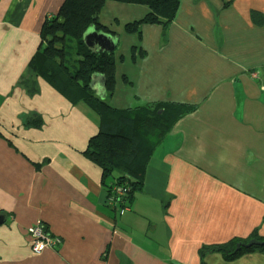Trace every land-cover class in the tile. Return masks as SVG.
Returning <instances> with one entry per match:
<instances>
[{"label": "crops", "instance_id": "1", "mask_svg": "<svg viewBox=\"0 0 264 264\" xmlns=\"http://www.w3.org/2000/svg\"><path fill=\"white\" fill-rule=\"evenodd\" d=\"M63 2L0 0V264H200L202 245L255 230L264 237V0H180L168 26L146 23L140 35L125 25L149 7L106 1L100 21L118 33L110 104L196 107L156 147L142 189L119 209L85 153L97 114L43 78L34 95L18 84ZM91 85L105 95L103 76ZM34 113L41 127L26 125ZM36 222L61 248L32 252L27 230ZM205 264H264V253L228 261L209 252Z\"/></svg>", "mask_w": 264, "mask_h": 264}, {"label": "trees", "instance_id": "2", "mask_svg": "<svg viewBox=\"0 0 264 264\" xmlns=\"http://www.w3.org/2000/svg\"><path fill=\"white\" fill-rule=\"evenodd\" d=\"M106 1L64 0L57 14L45 19L40 34L41 43L18 84L30 95H34L39 91L37 79L43 78L73 103L84 102L97 114L99 131L89 139L85 153L102 169V183L107 191V199L113 197L115 201L113 206L108 205L119 209L130 207L136 192L142 189L156 147L176 121L196 107L168 102H150L124 108L110 104V98L116 93L118 85V33L100 21V13ZM118 1L149 7V12L142 19L125 25L127 32L138 35L141 26L146 23L168 26L175 19L180 5V0ZM92 28L110 34L117 43L115 48L109 51L88 46L84 36ZM136 49V46L132 47V54ZM97 75L104 79L103 97L91 85ZM122 79L131 83L127 75ZM25 123L41 127L43 119L34 113L27 117ZM121 185L125 191L117 194L116 187ZM253 238L264 240L255 230L245 239L233 238L222 244L202 245L199 250L200 264H205V255L209 252H219L228 261L245 253H264V245L237 250L239 243H247ZM170 264L180 263L171 261Z\"/></svg>", "mask_w": 264, "mask_h": 264}, {"label": "built area", "instance_id": "3", "mask_svg": "<svg viewBox=\"0 0 264 264\" xmlns=\"http://www.w3.org/2000/svg\"><path fill=\"white\" fill-rule=\"evenodd\" d=\"M117 194H123L125 189L123 186L116 187ZM111 205H114L115 201L113 197L107 199ZM28 237L31 243L32 252L35 254H41L45 250L58 249L62 246V239L60 236L53 234L48 230L47 226L41 222H36L29 226Z\"/></svg>", "mask_w": 264, "mask_h": 264}, {"label": "water", "instance_id": "4", "mask_svg": "<svg viewBox=\"0 0 264 264\" xmlns=\"http://www.w3.org/2000/svg\"><path fill=\"white\" fill-rule=\"evenodd\" d=\"M85 41L88 46L91 48H101L105 50H113L116 46V42L113 37H111L110 34L104 33V32H98L96 29L92 28L90 29L84 36ZM253 245L257 246H263L264 240H257L255 238L251 239L247 243H239L237 245V250H239L242 247H251Z\"/></svg>", "mask_w": 264, "mask_h": 264}]
</instances>
